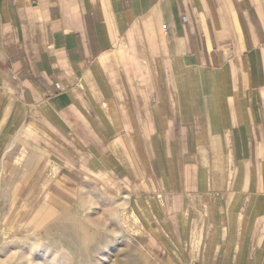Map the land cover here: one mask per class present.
I'll list each match as a JSON object with an SVG mask.
<instances>
[{"label": "crops", "instance_id": "1", "mask_svg": "<svg viewBox=\"0 0 264 264\" xmlns=\"http://www.w3.org/2000/svg\"><path fill=\"white\" fill-rule=\"evenodd\" d=\"M0 134L162 264H264V0H0Z\"/></svg>", "mask_w": 264, "mask_h": 264}, {"label": "rangeland", "instance_id": "2", "mask_svg": "<svg viewBox=\"0 0 264 264\" xmlns=\"http://www.w3.org/2000/svg\"><path fill=\"white\" fill-rule=\"evenodd\" d=\"M10 138V135L0 134V155ZM18 154V151H9L1 162L4 166L8 162V166L0 175V264H49L48 261L64 256L71 257L72 264H127L132 253L135 264H162L138 237L147 217L139 207L130 206L128 201L119 204L117 198L120 197L113 194L114 199L108 201L95 196L88 199L90 203L84 212L76 206L77 203L62 204L48 192V188L42 191L40 188L44 182L37 183L34 188L27 178L23 182H7L5 170L14 165L16 171L22 167L17 164L26 162ZM31 190H37L38 199H30L23 207V199ZM40 200L43 203H38ZM80 227L85 230L81 234L80 247L88 254H71L72 232ZM33 236L35 251L26 256L25 251ZM17 238L23 240L15 242ZM43 250L50 252L46 258H43Z\"/></svg>", "mask_w": 264, "mask_h": 264}, {"label": "bare ground", "instance_id": "3", "mask_svg": "<svg viewBox=\"0 0 264 264\" xmlns=\"http://www.w3.org/2000/svg\"><path fill=\"white\" fill-rule=\"evenodd\" d=\"M50 162V161H49ZM4 167L5 166H0V175L4 172ZM3 178V176H1ZM2 180V179H1ZM1 182V181H0ZM47 182H44L42 183L41 185V190H45L46 186H47ZM2 186V183H0V187ZM13 188V187H12ZM5 189V187H4ZM0 191H2L0 189ZM36 191L37 190H31L29 195L23 199V202H22V206L25 207L27 206L28 202L30 199H38L36 196ZM3 194V193H2ZM8 195V194H7ZM11 195V194H9ZM10 197V196H9ZM127 195H123L121 194L120 198H117L119 204H121V202H127ZM111 199H114V198H111ZM76 206L81 210V211H86L87 210V205H85L82 200H79L76 204ZM6 209V208H5ZM10 211V210H9ZM118 211V210H117ZM148 212V211H147ZM146 213V212H145ZM137 215V214H136ZM63 229H68L67 227L65 226H61ZM78 232V234L76 233ZM85 232V230L83 229V227H80L79 229H77V231L75 230L74 233L72 232V236H71V241H73L72 243V251H71V254H88V251L86 250H83L81 249V242L83 241V237L81 234H83ZM86 234V233H85ZM80 235V236H79ZM21 240H23L22 238H17L15 239V242H20ZM35 238L34 236L31 238V241H30V244L28 246V249L25 251V255L28 256L30 255L31 253H33L35 251V248H34V245H35V242H34ZM15 248V247H14ZM16 249V248H15ZM50 252L48 250H43V258H46ZM101 253V252H100ZM107 255V254H106ZM109 255V254H108ZM105 256V255H104ZM98 259V258H97ZM49 264H72V258L71 257H61L60 259H56V260H52V261H48ZM127 264H135V259H134V254L132 253V255L128 258L127 260Z\"/></svg>", "mask_w": 264, "mask_h": 264}]
</instances>
